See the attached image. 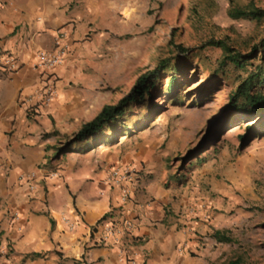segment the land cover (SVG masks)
Wrapping results in <instances>:
<instances>
[{
  "label": "rangeland",
  "instance_id": "1",
  "mask_svg": "<svg viewBox=\"0 0 264 264\" xmlns=\"http://www.w3.org/2000/svg\"><path fill=\"white\" fill-rule=\"evenodd\" d=\"M71 3L74 28L81 29L73 41L81 49L74 76L64 79L61 91L55 88L57 104L46 114L53 146L68 141L103 105L116 104L144 72L165 61L143 99L73 150L104 149L98 164L106 172L104 185L112 167H146L150 178L172 186L177 224L196 222L194 264H264V110L243 113L229 105L230 93L261 63V53L255 50L238 68L221 65L222 50L204 44L226 38L241 53L252 52L264 39V20L240 12L250 3L264 8V0ZM68 43L62 65L73 44ZM257 89L264 94V82ZM215 230L230 241L213 239Z\"/></svg>",
  "mask_w": 264,
  "mask_h": 264
},
{
  "label": "crops",
  "instance_id": "2",
  "mask_svg": "<svg viewBox=\"0 0 264 264\" xmlns=\"http://www.w3.org/2000/svg\"><path fill=\"white\" fill-rule=\"evenodd\" d=\"M71 1L0 0V54L19 64L10 74L0 71V246L8 250L0 264H194L196 222L177 224L172 186L150 178L145 167L126 184L122 200L121 188L100 182L104 149L55 155L46 114L56 99L42 105L36 92L46 82L60 88L74 76L81 46L73 40L81 29L74 28ZM59 31L73 43L67 59L39 76L30 64L37 50L53 47ZM54 169L58 176L50 177ZM27 171L36 173L34 191L19 179Z\"/></svg>",
  "mask_w": 264,
  "mask_h": 264
},
{
  "label": "trees",
  "instance_id": "3",
  "mask_svg": "<svg viewBox=\"0 0 264 264\" xmlns=\"http://www.w3.org/2000/svg\"><path fill=\"white\" fill-rule=\"evenodd\" d=\"M231 1L233 2V0ZM240 16L262 21L264 20V8L250 3V5L240 12ZM204 44L219 47L222 50L221 65L231 64L238 68H244L249 59L254 58L256 53H261V63H258L253 71H250L245 78L241 79L236 89L230 93L229 105L233 107L234 111H241L243 113L264 110V94H261L257 89L264 82V39L261 44L255 46L253 51L248 54H243L231 46L226 38L211 37ZM255 50L256 53L254 54ZM183 51H186V49H183ZM164 68L165 61H161L152 70L144 72L138 78L132 91L123 96L116 104L103 105L100 111L92 119L82 124L68 141L54 146L55 155L57 153L73 151L74 146L79 144V142H85L88 138H92L102 132L111 123L116 122L117 119L124 115L125 109L131 102L143 99L144 95L150 92L151 86ZM212 236L218 242L230 241V237L220 230H215ZM229 264H240V262L233 260Z\"/></svg>",
  "mask_w": 264,
  "mask_h": 264
},
{
  "label": "built area",
  "instance_id": "4",
  "mask_svg": "<svg viewBox=\"0 0 264 264\" xmlns=\"http://www.w3.org/2000/svg\"><path fill=\"white\" fill-rule=\"evenodd\" d=\"M69 48L68 37L65 31H59L54 39V44L51 49H40L37 50L35 60L30 64V67L36 71L39 76L47 74L48 71L59 67L63 64L64 59L67 54V49ZM18 61L10 53L0 54V71L6 72L8 74L15 72L18 69ZM47 77V75H46ZM32 96L25 98L24 101L31 100ZM36 97L42 105H49L54 101L56 97V89L54 84L51 82L44 83L41 87L38 88L36 92ZM137 170L135 168H119L112 167L108 172L105 181L108 186H116L121 188L122 200L128 198V190L125 187L126 184L132 183L136 179ZM50 177H57V171H51ZM36 173L35 171H27L26 173L20 174L19 179L25 181L29 191H34L36 189ZM17 213L12 214V218H17ZM125 226L128 230H131L133 227V222L130 219L125 220ZM106 232L112 233L113 228L109 227L106 229ZM0 254L7 256L8 250L6 248L0 249Z\"/></svg>",
  "mask_w": 264,
  "mask_h": 264
}]
</instances>
